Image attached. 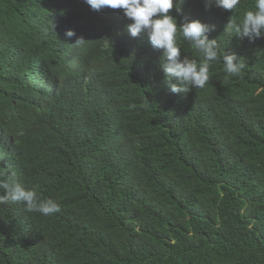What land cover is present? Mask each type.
I'll return each mask as SVG.
<instances>
[{"label":"trees","instance_id":"trees-1","mask_svg":"<svg viewBox=\"0 0 264 264\" xmlns=\"http://www.w3.org/2000/svg\"><path fill=\"white\" fill-rule=\"evenodd\" d=\"M178 2V24L215 25L221 57L187 93L168 90L162 51L121 9L0 0V178L61 208L0 204V264H264V36L227 28L255 0Z\"/></svg>","mask_w":264,"mask_h":264},{"label":"clouds","instance_id":"clouds-1","mask_svg":"<svg viewBox=\"0 0 264 264\" xmlns=\"http://www.w3.org/2000/svg\"><path fill=\"white\" fill-rule=\"evenodd\" d=\"M91 10L99 11L105 7L121 9L126 19L128 34L135 38L146 32L150 45L162 51L161 68L164 83L172 93H187L190 89L203 88L209 80V67L212 61L221 57L218 54L216 39H209L208 33L215 30V25L199 20H186L178 24L170 10H180L178 0H84ZM241 0H203L205 9L218 7L230 13L237 9ZM228 30L249 40L264 36V0H255L253 10L243 13L242 17L233 18L227 23ZM178 33L189 42L202 56V62L181 58V48L177 44ZM65 35L72 37L75 32L66 30ZM84 40L78 37L75 43ZM224 71L229 76H237L244 65L238 62L234 53L224 52L222 56ZM0 204L22 202L29 213L36 212L50 216L60 212L57 201L41 199L35 189L27 188L16 181L13 175L5 173L0 178Z\"/></svg>","mask_w":264,"mask_h":264}]
</instances>
